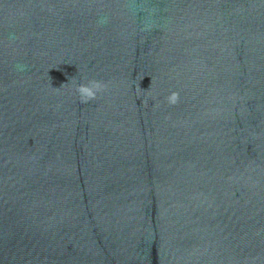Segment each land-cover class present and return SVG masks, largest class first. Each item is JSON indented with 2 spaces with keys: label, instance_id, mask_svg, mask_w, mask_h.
I'll list each match as a JSON object with an SVG mask.
<instances>
[{
  "label": "water",
  "instance_id": "obj_1",
  "mask_svg": "<svg viewBox=\"0 0 264 264\" xmlns=\"http://www.w3.org/2000/svg\"><path fill=\"white\" fill-rule=\"evenodd\" d=\"M0 264H264V0H0Z\"/></svg>",
  "mask_w": 264,
  "mask_h": 264
},
{
  "label": "clouds",
  "instance_id": "obj_2",
  "mask_svg": "<svg viewBox=\"0 0 264 264\" xmlns=\"http://www.w3.org/2000/svg\"><path fill=\"white\" fill-rule=\"evenodd\" d=\"M74 87L81 103H88L89 101L95 100L98 93L107 88V84L100 80L91 79L86 83L76 84ZM166 99L169 104H176L179 100V94L177 92H172Z\"/></svg>",
  "mask_w": 264,
  "mask_h": 264
}]
</instances>
